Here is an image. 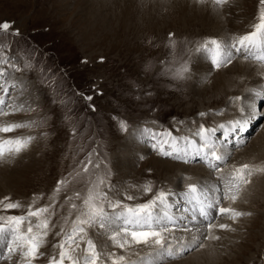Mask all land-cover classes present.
I'll return each instance as SVG.
<instances>
[{
    "label": "rangeland",
    "instance_id": "374dc122",
    "mask_svg": "<svg viewBox=\"0 0 264 264\" xmlns=\"http://www.w3.org/2000/svg\"><path fill=\"white\" fill-rule=\"evenodd\" d=\"M246 2L249 6L245 11V7L236 5L239 8L235 13L241 16L236 15L237 24L232 29L227 27L226 32L224 31L225 36L243 34L251 30L259 0ZM219 9L223 10L224 7ZM179 11L174 7L173 0H0V22H11L13 28L19 30L24 41H30L34 46L38 45L41 52L39 54L34 52V56L39 55L43 60L45 59L43 54L47 53L48 68L53 70L57 84L63 87L68 108L74 109L68 113L71 120L67 122L65 110L59 99L55 104L52 103L49 89L37 83V73L25 74V78L32 82L31 87L39 95L41 109L39 115L47 116L48 119L47 126L42 129L32 131L20 129L8 134L37 137L25 154H21L20 160L27 153H30L29 157H25L23 163H18L15 167L20 169L24 164L30 163L31 169L25 172L19 182L0 194V198L7 196L23 205L22 209L14 210L13 214H23L28 204L32 203L33 194H36L38 206L48 203L47 195L40 199L39 194L51 193L57 180L77 170L81 172L84 181L94 178V175L103 176L105 172L110 171L111 180L120 186L121 192L141 199H148L151 194L143 195L133 187L134 185L142 186L147 182L165 190L179 189L181 181L178 175L176 177L174 173L148 161L157 154L152 148L135 159L134 164L128 168L123 161L125 149L122 142L131 137V129L148 127L153 132H170L175 137L191 136L201 123L206 127H215L238 118L237 105L232 103L230 105L229 98L246 94L245 90L249 89L246 88L248 81L243 84L236 83L233 86L236 87V92L228 85L216 92L209 89L205 94L200 93L217 70L205 56L201 55V62L196 63L198 56L195 54L193 42L218 36L209 26L192 21L189 15ZM169 33L173 34L172 40L175 42V50L171 53L168 47ZM14 39L20 38L7 36L3 38V43L5 46L11 45L15 48ZM20 42L23 44V41ZM13 55L17 56L21 64L23 63V52L14 51ZM100 57H104L102 63L99 62ZM182 58L187 59L191 65V78L170 82L166 79L169 73L161 71V62L173 61L178 64ZM204 63H208L212 70L204 71ZM225 75L231 77L233 81L240 77L234 70L225 71ZM262 79L264 80V77ZM94 85L103 95L94 94L92 91ZM261 86L263 87V84ZM78 93L94 96L91 101L95 105L94 112L85 107V101ZM260 107L264 110V104ZM210 109L223 111L215 114L210 112ZM200 112L207 115L201 117L198 115ZM113 116L127 121L129 132L119 131L111 119ZM33 118L35 117L24 114L9 117L20 121ZM41 132H47L48 135L42 137ZM216 135L221 134L217 132ZM244 136L248 137L247 142L243 147L235 148L232 158L239 149L249 148L252 143L264 146V118L257 120ZM145 142L150 146V141ZM179 143L183 145V141ZM89 153H92L93 164L100 166L93 167L88 174H83L81 163L87 161ZM164 159L187 165L170 158ZM231 159L228 161L225 174L227 167L244 160L235 163L231 162ZM0 162L9 172L15 170L14 159L7 158ZM262 162L264 155L262 158L250 161L247 159L242 163ZM190 166L205 168L208 171V178L216 181L218 173L209 170L204 164ZM187 176H183L184 185L196 183L203 178L190 174ZM177 180L180 181L178 185ZM73 187L82 194L86 192L81 183H76ZM71 194L61 193L57 205L64 203L65 195ZM76 203L79 204L80 201ZM223 206H232L250 212L251 215L240 217L236 222L227 216L219 217L217 220L219 222L225 219V223L235 229V231L219 229L223 230V237L220 239L222 245H217L220 264H264V173L253 176L252 183L234 204L225 201ZM60 211L64 216L68 215L66 206ZM72 218L74 216L70 217ZM53 222L56 227L50 232L48 243L42 248L45 255L39 257L35 264H48V258L54 254L53 245L60 239L56 232L60 230L63 221L53 217ZM90 235L95 239L94 234L90 232ZM201 242L208 244L211 241ZM243 244L246 247L244 250ZM81 247L83 248V242ZM108 250L124 254L123 250L115 248ZM199 250L201 248L197 247L178 259L165 261V264H205L203 255L196 256ZM135 251L143 254L149 249L139 248ZM238 252H242L239 259L236 258ZM135 258L133 254L131 259ZM4 263L7 264L3 261Z\"/></svg>",
    "mask_w": 264,
    "mask_h": 264
},
{
    "label": "snow or ice",
    "instance_id": "6c2138e0",
    "mask_svg": "<svg viewBox=\"0 0 264 264\" xmlns=\"http://www.w3.org/2000/svg\"><path fill=\"white\" fill-rule=\"evenodd\" d=\"M196 2H210L213 10L218 11L219 7L229 4L230 0ZM254 20L251 30L243 34H232L222 39L206 37L202 41L193 42L195 54L209 59L215 70L228 67L236 57L264 63V0H259ZM7 36L20 38L14 39L15 48L4 45L3 38ZM172 37L173 34L169 33L170 53L175 50ZM14 51L24 53L22 64L13 55ZM34 52H41L38 45L24 41L11 22H0V160L19 157L37 139L34 135L8 134L20 129L32 131L47 126L48 117L39 115V95L25 74L37 73V83L49 89L52 103L55 104L59 99L67 122L71 120L68 113L74 111L68 108L64 89L57 84L53 70L48 68L47 53L43 54L45 59L41 60L39 55H33ZM103 61L104 57H100L99 62ZM161 64V71L169 73L166 79L170 82L191 78V65L187 59H180L178 64L173 61H162ZM92 91L95 95H103L95 85ZM245 93L229 98L230 103L237 105L238 118L215 127H206L201 123L191 136L175 137L170 132L156 133L148 127L131 129L133 137L151 141V148L160 157L189 165L204 164L209 170L218 173L215 182L202 178L196 183L184 185V177L181 176V186L175 190H165L145 182L142 186H133L143 195L151 194L150 198L141 199L121 192L120 186L111 180L110 171L103 176L94 175V178L87 181L83 180L79 170L70 172L57 180L51 193L39 194L40 199L47 195L48 203L38 206L36 194H33L32 203L28 204L23 214H13L14 210L23 208L19 201H12L7 196L0 198V261L7 264H35L39 257L45 255L42 248L56 227L53 217L61 219L67 227L62 225L56 232L60 239L53 245L54 254L48 258V264H165V261L178 259L197 247L205 248L202 240H220L221 237L214 234V229L235 231L231 225L216 221L219 217L227 216L236 222L238 218L251 213L223 204L225 201L234 204L252 183L253 176L264 173L262 162L233 164L227 167L225 174L235 148L243 147L248 140L243 133L257 120L264 118V110L260 107L264 104V89L256 91L249 88ZM78 94L85 101V107L94 112L95 105L91 103L94 96ZM209 111L220 114L223 109ZM17 114L35 118L23 121L9 119ZM198 115L204 117L207 113L200 112ZM111 119L119 131L129 132L127 121L118 116ZM217 132L221 135L217 136ZM47 135V132H41L42 137ZM179 141H183L182 146ZM99 166L93 164L92 153L88 154L86 162L81 163L83 174ZM76 183L86 188L84 194L74 189ZM68 192L72 194L65 195L64 203L58 206L57 200L61 193ZM179 201H183L184 206L178 209L177 214L174 209ZM65 206L67 216L60 211ZM110 248L123 250L124 254L108 250ZM139 248H148L149 251L140 254L135 251ZM133 254L135 259H131Z\"/></svg>",
    "mask_w": 264,
    "mask_h": 264
},
{
    "label": "bare ground",
    "instance_id": "6f19581e",
    "mask_svg": "<svg viewBox=\"0 0 264 264\" xmlns=\"http://www.w3.org/2000/svg\"><path fill=\"white\" fill-rule=\"evenodd\" d=\"M173 5H174V7L178 8L182 14L189 15L190 20L196 21V22L201 23L205 26H209V28L213 29L214 32H216L215 35L218 36V39H222V38L227 37L228 35L225 36V32H226L225 30L227 29V27L229 29H232V27L237 24L235 17L241 16V14L237 15L235 13V11L238 10V8H239V7L237 8L236 5H240L241 8L245 7L244 11H245V9L247 10V8L249 6L248 3L246 2V0H230L229 4L221 6V7H224L223 10L219 9L218 11L213 10L210 2L200 4V3H197L196 0H173ZM221 7H219V8H221ZM196 10H197V12H195ZM244 14H245V12H244ZM232 15H234V17H232ZM199 62H201V56H199L196 59V63L199 64ZM202 63H203V61H202ZM210 69L212 70L211 66L208 63H204V71L209 72ZM229 70H234L238 75H240V77H236L238 80L233 81L231 77H228L225 75V71H229ZM200 71L201 70H199V72ZM262 77H264V63L258 64L257 62L252 61V60L245 61V60H243L242 57H236L231 65H229L226 68H221V69L217 70L216 73L211 75V77L208 79L209 80L208 85H206L202 91L200 90V93L205 94V93H207V91H209V89H211L212 92H216L218 89L225 88L228 85L232 86L231 89H234L233 91L236 92L237 89H236V87H233V86H235L236 83L243 84L247 81H248L247 85L248 86L251 85V86L250 87L247 86L246 88H251L253 90L259 91L260 88L264 89V80L262 79ZM240 80H242V81L240 82ZM232 82L234 83V85H232ZM262 84H263V87L261 86ZM230 105H231V103H230ZM246 133H248V130L245 133H243V135H246ZM128 138L129 139L127 141H125L126 143L122 142L124 149H125L123 161L125 162V164H127L128 168H130V165L132 166L134 164L135 159H137L140 155L147 153V151L150 150L151 146H149L148 143H146L143 139L135 138L132 135H131V137H128ZM197 140H198V138H197ZM150 145H151V143H150ZM24 154L25 153L23 152V155ZM29 155H30V153H27L25 155V157H29ZM263 155H264V146H261L260 143H258V144L252 143L249 146V148L245 147L243 149H239L238 153L234 154L233 158L231 159L232 160L231 162H235V163L237 162L238 163L239 160L244 159L241 161V163H242L243 161H246L247 159H249V161H250V159L262 158ZM20 156H22V155H20ZM20 156L18 159H14L15 162H14L13 168H15L16 165H18V163H21L22 160L25 158V157H23L20 160ZM154 156L155 157H151L148 161H150L154 165H158V166L165 168V170H167L170 173L171 172L174 173L173 175L176 177L178 175V178H180L181 176L186 177L187 175L189 176V174H190V176H201V177H203V179L208 180L210 182H213L208 178V176H209L208 171H206L205 168H201L199 166L194 167V166H190L188 164L184 165V164L176 163V162H173V161L167 160V159L163 160V158L160 157L158 154H156ZM5 164H8V163H5ZM31 167H32V165L30 163H26V165L24 164V166L22 168H20V169L15 168L14 171L9 172L6 169V166H4V164L3 165L0 164V194H2V192L9 189L10 187L14 186L17 182H19L20 178L22 176H24L25 172L27 170L31 169ZM178 180H177V185H178V182H180ZM183 206H184V203L182 204L181 201H179L177 208L175 210L183 208ZM177 212H178L177 214H179V211H177ZM225 221L226 220L224 219V220H220L219 222L217 221V223H225ZM222 231L223 230H219L218 228L214 229V234L218 235L220 237H223ZM177 235H182V233L181 234L178 233ZM254 237H256V236H254ZM224 242H225V244L227 243L226 241H224ZM218 244L222 245V241L221 240L211 241L210 243L205 244V248L199 250L197 252L196 256L203 255L205 257V260H206L205 264H220V260H219L220 257L218 254L219 248L217 247ZM244 248H246L245 245L242 249L244 250ZM239 254H242V252L241 253L238 252L237 257H236L238 259L241 256ZM0 264H3V261H0ZM190 264H194V263H190Z\"/></svg>",
    "mask_w": 264,
    "mask_h": 264
}]
</instances>
